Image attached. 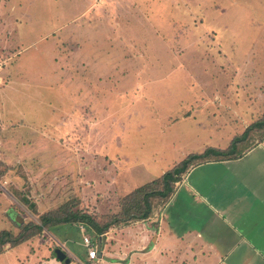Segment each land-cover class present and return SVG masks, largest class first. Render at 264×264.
Returning <instances> with one entry per match:
<instances>
[{"label":"rangeland","instance_id":"374dc122","mask_svg":"<svg viewBox=\"0 0 264 264\" xmlns=\"http://www.w3.org/2000/svg\"><path fill=\"white\" fill-rule=\"evenodd\" d=\"M258 100L264 0H0V232L92 208L103 168L128 193L175 159L227 147L232 108ZM111 195L94 208L103 224L122 210ZM62 228L13 258L32 247L75 261L83 238Z\"/></svg>","mask_w":264,"mask_h":264},{"label":"crops","instance_id":"0c3cea01","mask_svg":"<svg viewBox=\"0 0 264 264\" xmlns=\"http://www.w3.org/2000/svg\"><path fill=\"white\" fill-rule=\"evenodd\" d=\"M246 106L242 108L244 113L236 107L231 110L236 120L229 122L233 133L227 147H210L202 152L216 149L228 152L226 156L191 167L175 184L168 201L155 208L148 219L113 226L102 235L88 226L82 231L79 224L61 226L63 235L71 226L82 238L84 234L92 237L90 233L98 237L94 259L83 241L86 251L69 264H264V127H254L263 117H257V112L264 103L258 100ZM241 122L247 125L239 129ZM242 136L245 139L236 141ZM190 155L194 154L173 160L158 178L146 184L160 179ZM109 171L115 173L116 165ZM100 172L96 194L89 195L91 204L96 206L99 200L104 203L111 194L123 197L134 191L127 193V187L113 174L109 182L105 168ZM120 212L118 209L117 214ZM16 247L8 245L0 254V264H21L12 255ZM30 250V255L22 254L23 264H67L45 248L41 252L32 247Z\"/></svg>","mask_w":264,"mask_h":264},{"label":"trees","instance_id":"16d2710c","mask_svg":"<svg viewBox=\"0 0 264 264\" xmlns=\"http://www.w3.org/2000/svg\"><path fill=\"white\" fill-rule=\"evenodd\" d=\"M254 125V127L263 129L264 117ZM243 137L244 136L237 138L236 141H241ZM227 153L226 151L208 149L202 154L190 155L160 179L141 186L122 198L121 212L112 216V219L104 224L102 223L104 218L101 219L97 211H92L93 207L87 206L81 207L80 209L79 203L75 202V204L71 203L66 205V207L53 209L41 215L40 225H33L31 227L25 226L23 232H21L19 236H15L11 231L3 230L0 232V254H2L3 250L8 245L11 247L19 246L35 236L45 231H50L60 225H84L85 228H87L86 226L90 227L97 235H102L113 226L127 225L134 221L146 220L152 215L155 208L162 207L168 201L174 192L175 184L181 180L182 176L185 175L191 167L217 157H224ZM159 186L161 188H158ZM158 199H160V202H157ZM22 223L20 222V224ZM31 229H33L34 232L30 235H25V233Z\"/></svg>","mask_w":264,"mask_h":264},{"label":"built area","instance_id":"2783aa9c","mask_svg":"<svg viewBox=\"0 0 264 264\" xmlns=\"http://www.w3.org/2000/svg\"><path fill=\"white\" fill-rule=\"evenodd\" d=\"M81 230L84 231L85 230V226L81 225L80 226ZM83 241H84V245L88 250V255L90 258L94 259L97 256V250L96 247H94L92 241L90 240L89 236L84 234L83 237Z\"/></svg>","mask_w":264,"mask_h":264},{"label":"water","instance_id":"95a60500","mask_svg":"<svg viewBox=\"0 0 264 264\" xmlns=\"http://www.w3.org/2000/svg\"><path fill=\"white\" fill-rule=\"evenodd\" d=\"M20 222L22 223L23 221L20 220ZM56 255L61 261L66 262L67 264L71 262V260L65 254V252L60 249L56 250Z\"/></svg>","mask_w":264,"mask_h":264}]
</instances>
